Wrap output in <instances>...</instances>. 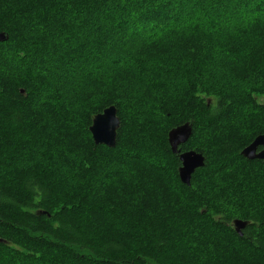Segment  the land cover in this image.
<instances>
[{
    "label": "trees",
    "instance_id": "obj_1",
    "mask_svg": "<svg viewBox=\"0 0 264 264\" xmlns=\"http://www.w3.org/2000/svg\"><path fill=\"white\" fill-rule=\"evenodd\" d=\"M0 32V264H264V0H0Z\"/></svg>",
    "mask_w": 264,
    "mask_h": 264
},
{
    "label": "water",
    "instance_id": "obj_2",
    "mask_svg": "<svg viewBox=\"0 0 264 264\" xmlns=\"http://www.w3.org/2000/svg\"><path fill=\"white\" fill-rule=\"evenodd\" d=\"M8 35L0 32V42L7 40ZM22 91V90H21ZM120 126V119L117 115V108L114 105L105 107L101 112L94 115L89 132L95 144H104L109 147L115 146L117 130ZM192 134V124L184 122L169 129L167 140L171 151L178 153L180 165L178 167L179 180L186 184H191L193 172L202 167L205 163V157L202 153L195 150L181 151L179 146L185 143ZM263 146V149L257 152V147ZM241 155L249 160L264 159V133L258 134L254 139L241 150ZM247 221L234 219L233 225L236 232L242 235V229ZM3 239L0 238V241Z\"/></svg>",
    "mask_w": 264,
    "mask_h": 264
},
{
    "label": "flooded vegetation",
    "instance_id": "obj_3",
    "mask_svg": "<svg viewBox=\"0 0 264 264\" xmlns=\"http://www.w3.org/2000/svg\"><path fill=\"white\" fill-rule=\"evenodd\" d=\"M262 134H263V133H262ZM249 143H250V142H249ZM249 143H248V144H249ZM248 144H247V145H248ZM245 146H246V145H245ZM245 146H244V147H245ZM244 147H243V148H244ZM262 149H263V146H258L256 151L259 152V151L262 150ZM177 154H178V153H177ZM256 160H257V159H256ZM258 160H260V159H258Z\"/></svg>",
    "mask_w": 264,
    "mask_h": 264
},
{
    "label": "rangeland",
    "instance_id": "obj_4",
    "mask_svg": "<svg viewBox=\"0 0 264 264\" xmlns=\"http://www.w3.org/2000/svg\"><path fill=\"white\" fill-rule=\"evenodd\" d=\"M257 101H258V103H259V102H262V103H263V102H264V101H263V97H259V100H257Z\"/></svg>",
    "mask_w": 264,
    "mask_h": 264
}]
</instances>
